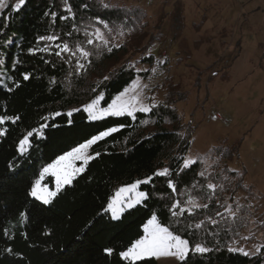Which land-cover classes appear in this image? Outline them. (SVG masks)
Masks as SVG:
<instances>
[{
	"label": "trees",
	"instance_id": "obj_1",
	"mask_svg": "<svg viewBox=\"0 0 264 264\" xmlns=\"http://www.w3.org/2000/svg\"><path fill=\"white\" fill-rule=\"evenodd\" d=\"M17 2L8 0L0 12V116L19 117L15 123L3 125L7 133L0 137V264H125L118 253L142 235V225L150 214L155 212L163 224L171 223L165 206L169 201L159 198L162 193H170V189L165 186V178L156 177L151 186L141 185V189L151 193L143 206L126 210L117 220L111 219L104 209L121 187L165 167L173 170L178 188L176 199H187L183 190L194 180L206 185L207 181L198 176L202 170H206L208 181L218 186L209 209L201 210L195 219L189 218L192 223L208 216L220 221L215 229L211 224L205 225L210 234L203 236L204 242L214 250L202 258L190 257L191 264H264V245H259L260 252L248 257L228 251L239 249L237 245L247 239L258 242L264 237V195L254 185L246 184L245 170L232 171L228 166L239 155L242 139L230 144L226 140L212 148L209 153L213 164L209 168L198 160L196 172L181 174L177 171L179 158L187 155L193 130L175 107L176 102L159 104L152 113H137L135 120L125 116L90 121L83 112L97 94L104 96L101 105L106 106L127 87L139 74L131 70V64L158 65L160 60L148 52L155 43L166 39L169 30L173 41L186 45L184 3L175 2L171 12L166 10L167 3H162L150 15L146 8L129 5L125 0H69L76 15L73 22L60 18L66 14L64 0H27L19 12L9 10L8 6ZM84 3L89 7L84 8ZM102 4H108L109 9ZM46 12L57 13L55 23ZM97 18L109 22L113 29L123 25L125 35L113 31V43L120 47L91 57L92 63L82 77L67 74L72 66L56 57L55 49L53 54L33 55L28 51L37 44L44 47L38 38L52 32L70 44L84 40L85 29L91 33L100 27L107 32L95 22ZM207 20L203 15L198 26ZM73 24L81 31L69 37L67 32ZM223 33V37L228 36L227 30ZM26 73L30 74L28 80L23 79ZM217 75L223 78L227 73ZM105 76L110 79L104 81ZM77 108L81 111H73ZM69 111H73L70 118L66 116ZM56 112L65 115L55 116ZM45 124L48 127H42ZM121 125L124 127L120 131L93 146L90 152L99 151L101 155L70 186L62 188L51 205L31 197V187L43 167L91 136ZM37 129L42 136L35 134ZM29 131L34 132L29 138L31 146L21 155L19 141ZM176 133H182V138ZM44 183L54 189L51 176ZM190 190L198 197L207 191ZM206 202L200 199L201 204ZM229 206L235 212L234 220L226 211ZM217 212L228 218L222 219ZM174 227L188 238L183 223ZM107 248L114 249L110 257L104 253ZM140 264L158 263L155 260Z\"/></svg>",
	"mask_w": 264,
	"mask_h": 264
},
{
	"label": "rangeland",
	"instance_id": "obj_2",
	"mask_svg": "<svg viewBox=\"0 0 264 264\" xmlns=\"http://www.w3.org/2000/svg\"><path fill=\"white\" fill-rule=\"evenodd\" d=\"M125 1L146 8L150 15L162 3H167L168 12L175 2L184 3L186 45H180V40L173 41L169 30L166 39L155 43L148 52L157 60L163 53L168 58L158 65L137 66L148 70L146 76L141 74L145 72L138 74L148 85L145 97L155 98L144 102L157 105L176 102L175 107L193 130L186 156L199 158L206 168L213 164L209 153L212 148L226 140L230 144L242 139L239 155L228 163L229 169L245 170L246 184L254 185L264 195V28L252 24L256 28L250 25L245 28L246 18L237 0ZM203 15L208 20L200 27ZM261 20L264 22L263 17ZM223 71L227 76L217 75ZM46 185L56 190L55 180L54 189ZM258 242L247 239L237 247L256 253L259 245H264V237ZM156 261L176 264L174 258Z\"/></svg>",
	"mask_w": 264,
	"mask_h": 264
},
{
	"label": "snow or ice",
	"instance_id": "obj_3",
	"mask_svg": "<svg viewBox=\"0 0 264 264\" xmlns=\"http://www.w3.org/2000/svg\"><path fill=\"white\" fill-rule=\"evenodd\" d=\"M26 2L27 0H18L14 6H8L9 10L19 12ZM101 6L104 9H109L110 7L108 4H102ZM4 7H6L5 0H0V8ZM83 7L88 8L89 5L84 3ZM64 11L66 14L60 17L62 20L73 22L76 20L75 12L69 0H64ZM45 15L50 16L52 22L55 23L57 13L46 12ZM95 22L97 24H102L103 29H106L107 32L103 31L100 27H96L91 33L85 29V39L71 44L67 40H62L59 33L52 32L38 38L40 42L45 43L44 47H39V44H37L36 47L30 48L28 51L33 55L37 53L53 54V50L55 49L54 55L60 58L63 63L72 66L67 74L82 77L87 73L92 63L91 57L94 55L100 56L105 52L111 53L113 48L120 47V45L113 43L115 39L112 36L113 31H116L119 36L125 35L123 25L113 29L110 27L109 22L103 19L97 18ZM80 31L81 29L73 24L70 31L67 32V36L72 37L73 35H78ZM88 46H91V48ZM68 57H71V59ZM157 63L159 64L160 61H157ZM125 70H129L127 66ZM131 70L137 73L148 71L147 69L137 68L136 64H131ZM29 78L30 74L26 73L23 75L24 80H28ZM109 79L110 77L108 76L104 77V81H108ZM50 83H55V81L50 80ZM147 87L148 85L142 82V77L137 75L136 79L120 91L110 103L106 104V106H101V101L105 100L104 96L97 94L96 98L93 99L91 103L84 106L83 112L87 113V118L90 121H99L107 117L119 118L125 116L135 120L137 118V113H152L153 109L158 107L155 102H144L145 99H150L152 101L155 99L154 97H145L144 90ZM73 111L79 112L81 109L77 108ZM73 111L67 112L66 116L69 118L72 117ZM61 115L65 114L61 112L55 113V116ZM18 119L19 117L12 118L0 116V137L7 133V129L4 128L3 125L8 122L15 123ZM69 123H71V120H69ZM145 123H147V121H145ZM42 127H48V125L45 124L42 125ZM121 127L124 126L111 127L99 134L91 136V138L78 144L71 151L60 155L54 162L43 167L38 174V178L31 187V197L42 202L43 205H51L62 187L70 186L73 180L85 171L87 165L101 155L99 151L90 152L93 146L105 140V138L111 136L113 133L120 131ZM35 134L42 136V132L39 129L35 130ZM176 135L182 138V133H176ZM33 136L34 132L29 131L24 139L19 141L18 151L21 155L25 154L30 148L31 141L29 138ZM198 160L199 158H193L191 156L180 157L177 171L181 174L196 172ZM45 176L54 178L56 185L55 191L50 190L46 184L42 183ZM198 176L207 181V183L206 185H201L198 180H194L189 187L183 190V194L187 197L186 200L176 199L175 194L178 191L177 183L173 179V170L168 167L157 170L142 180H137L132 184L125 185L116 192L111 202L108 203L107 207L104 209V212L110 214V218L114 220L120 219L126 210H130L137 205L143 206L145 201L150 198L151 193L141 189V185L151 186L154 178L161 177L165 178V186L170 189V193H162L159 198L169 201L165 206L167 207L170 217H172L171 223L163 224L155 212L150 214V217L142 225V235L125 250L118 253L120 259L125 262V264H140V262L143 261H155L161 258H174L176 264H191L190 257L202 258L207 253L214 250L206 246L204 242L203 236L210 234L205 229V225L206 223L211 224L213 229H215L220 221L216 220L213 216H208L205 220H200L196 223H192L189 219H195L201 210H208L209 204L216 198L218 186L208 181L206 170L199 171ZM198 188H206L207 190L202 197L193 195L190 190ZM200 199H205L207 202L201 204ZM226 211L228 212V216L234 220V210L229 206L226 207ZM216 215L220 216L222 219L228 218L225 217L223 212H217ZM181 218H183V220ZM180 223H183V232L187 234L188 238L182 236L179 231L175 229L174 226ZM197 236L200 237L199 240L194 239ZM7 251L9 254H12L11 248H8ZM228 251L239 252L245 257L250 255L248 251L242 248H228ZM113 252L114 249L112 248L104 249L106 256H112ZM257 252H260V250L257 249Z\"/></svg>",
	"mask_w": 264,
	"mask_h": 264
},
{
	"label": "crops",
	"instance_id": "obj_4",
	"mask_svg": "<svg viewBox=\"0 0 264 264\" xmlns=\"http://www.w3.org/2000/svg\"><path fill=\"white\" fill-rule=\"evenodd\" d=\"M241 11L244 13L246 18L245 28L249 27H263L264 22H262L261 18L264 19V0H237ZM218 5V3L213 4ZM254 25V26H251Z\"/></svg>",
	"mask_w": 264,
	"mask_h": 264
},
{
	"label": "built area",
	"instance_id": "obj_5",
	"mask_svg": "<svg viewBox=\"0 0 264 264\" xmlns=\"http://www.w3.org/2000/svg\"><path fill=\"white\" fill-rule=\"evenodd\" d=\"M168 55L166 53H163L160 57H159V60L162 61V60H166L168 57Z\"/></svg>",
	"mask_w": 264,
	"mask_h": 264
}]
</instances>
